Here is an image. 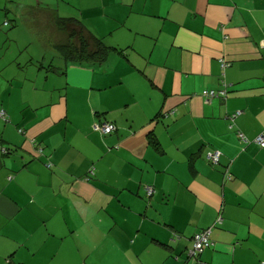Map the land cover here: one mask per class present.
Listing matches in <instances>:
<instances>
[{
    "label": "crops",
    "instance_id": "0c3cea01",
    "mask_svg": "<svg viewBox=\"0 0 264 264\" xmlns=\"http://www.w3.org/2000/svg\"><path fill=\"white\" fill-rule=\"evenodd\" d=\"M59 17L123 54L0 50V264H187L218 215L200 259L264 264V0H0V40Z\"/></svg>",
    "mask_w": 264,
    "mask_h": 264
},
{
    "label": "trees",
    "instance_id": "16d2710c",
    "mask_svg": "<svg viewBox=\"0 0 264 264\" xmlns=\"http://www.w3.org/2000/svg\"><path fill=\"white\" fill-rule=\"evenodd\" d=\"M12 22H14V21H12ZM6 23H8V22H6ZM56 27L67 36V39H65L64 42H61L58 44H56V43L51 44L49 47L51 48L52 51H54V53H56V55L61 56L68 63L103 65L107 61L108 56L112 51H115L117 54H120V55L123 54V51H121L119 49L108 47L104 43L103 40L97 38L91 32H89L86 29V27L81 23V21L78 19L60 18L59 17L56 21ZM48 67L50 68V66H48ZM49 68H47L48 71L50 70ZM51 68L53 70H55L54 67H51ZM63 72H65V70H63ZM216 97L226 98L227 93H226V91L219 92L218 96H216ZM216 97L211 98L209 102H206V100H205V102L210 103ZM237 115H239V112L236 114H233L230 117L235 118ZM4 116L5 115H3L2 117H4ZM106 123H110V122L101 123L100 126H102L103 124H106ZM111 124H113V123H111ZM116 130H117V126H116ZM114 132H112V133H114ZM112 133H110L108 135H111ZM102 134H104V133H102ZM104 135H106V134H104ZM240 139L242 142L248 143L246 138H244L243 136L240 137ZM0 142H2L1 138H0ZM254 142H255V140H254ZM150 143L154 147H156V149H158L159 144H158V141L156 140L155 137L150 138ZM260 147L264 148L262 146H260ZM3 149H5V148H3ZM5 150H6V153H4V154H7L8 149H5ZM212 152H219V151L215 150ZM219 153H220V158H219L218 162L212 163V162L208 161L210 165H212V166L220 165L222 154H221V152H219ZM224 174H225V176H224L225 180L229 181L233 178L230 171H229V166H227L225 168ZM154 191H155L154 188H152V193L150 194L147 192V194H146L147 195V202H148L147 205H148V207H151V208L153 207L151 201L153 198ZM220 219H222V215H218L217 220H216L214 226H212V227H215L218 223H221ZM212 227L203 229V230L197 232L196 234H194V236L192 237V247L189 248L187 251V259H186L187 264H189V263L190 264H205L200 259V257L204 253V251L207 250L208 248H210L213 244L212 238H211ZM196 236L206 237L208 239V241L210 242V245L207 247V249H203L202 252L197 253V255L196 254L193 255L192 251L194 250L195 237Z\"/></svg>",
    "mask_w": 264,
    "mask_h": 264
},
{
    "label": "rangeland",
    "instance_id": "374dc122",
    "mask_svg": "<svg viewBox=\"0 0 264 264\" xmlns=\"http://www.w3.org/2000/svg\"><path fill=\"white\" fill-rule=\"evenodd\" d=\"M26 17L28 18L29 16L26 15ZM28 19H30V18H28ZM17 23L19 25H17L15 28H11V30H18L17 31L18 36H17V38H15V41L5 44L4 41L0 40V50H4L5 53L8 52L9 56L12 55V53H10L11 50L16 51V49L18 47L26 45V43L28 45L27 49L30 53H40V54L44 53L43 48L40 45V42H47L48 41V38H47L48 34H52V36H50V38H49L52 41H54L56 39H61L60 41L57 40V42H55L56 44L65 41V38L62 39L60 37H57L55 35V33L53 34L50 26L48 29H45V28H47L46 26L44 27V24H46V23L41 24V26L44 29L43 28L39 29V31H36L34 35H33V33L30 34L29 31L23 27L20 20H18ZM47 45H48V42H47ZM7 48L9 51L7 50ZM45 53H46V55H53V54L56 55V53L52 52L49 49L46 50ZM19 55H21V54H19ZM72 64H75V63H69L68 65L70 66ZM16 73H17V71H16ZM16 73H15V77L17 79ZM20 77H21V73H20Z\"/></svg>",
    "mask_w": 264,
    "mask_h": 264
},
{
    "label": "built area",
    "instance_id": "2783aa9c",
    "mask_svg": "<svg viewBox=\"0 0 264 264\" xmlns=\"http://www.w3.org/2000/svg\"><path fill=\"white\" fill-rule=\"evenodd\" d=\"M5 26H7V23L5 24ZM223 67H225V64H223ZM219 93L215 92V91H205L203 93V96L206 100V102H209L211 98L213 97H216L218 96ZM96 130L108 135L112 132H114L116 130V126L114 124H111V123H106V124H103L102 126L100 125H96L95 126ZM20 132H23L22 130H20ZM255 142L264 147V136L261 135V136H258L256 139H255ZM4 153H6V150L3 149ZM208 160L212 163H217L219 158H220V153L219 152H211L209 153L208 155ZM146 191L148 193H152V188H146ZM210 245V242L208 241V239L204 236H198L195 240V245H194V250L192 251L193 255L197 253H200L203 251L204 247L203 246H209Z\"/></svg>",
    "mask_w": 264,
    "mask_h": 264
},
{
    "label": "bare ground",
    "instance_id": "6f19581e",
    "mask_svg": "<svg viewBox=\"0 0 264 264\" xmlns=\"http://www.w3.org/2000/svg\"><path fill=\"white\" fill-rule=\"evenodd\" d=\"M209 155V154H208ZM208 155H207V157H208ZM207 160H208V158H207ZM209 161V160H208ZM198 236H196L195 237V240H196V238H197ZM204 247V249H207V246H203Z\"/></svg>",
    "mask_w": 264,
    "mask_h": 264
},
{
    "label": "clouds",
    "instance_id": "9594fccd",
    "mask_svg": "<svg viewBox=\"0 0 264 264\" xmlns=\"http://www.w3.org/2000/svg\"><path fill=\"white\" fill-rule=\"evenodd\" d=\"M23 131V130H22ZM20 133H23V132H20Z\"/></svg>",
    "mask_w": 264,
    "mask_h": 264
}]
</instances>
